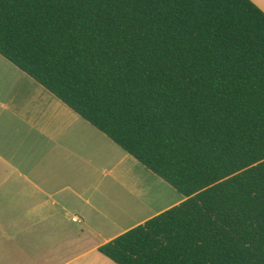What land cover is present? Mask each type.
Masks as SVG:
<instances>
[{"label": "trees", "instance_id": "obj_1", "mask_svg": "<svg viewBox=\"0 0 264 264\" xmlns=\"http://www.w3.org/2000/svg\"><path fill=\"white\" fill-rule=\"evenodd\" d=\"M0 54L186 199L117 264H264V10L253 0H0Z\"/></svg>", "mask_w": 264, "mask_h": 264}, {"label": "crops", "instance_id": "obj_2", "mask_svg": "<svg viewBox=\"0 0 264 264\" xmlns=\"http://www.w3.org/2000/svg\"><path fill=\"white\" fill-rule=\"evenodd\" d=\"M185 199L0 54V264H117L99 247Z\"/></svg>", "mask_w": 264, "mask_h": 264}, {"label": "built area", "instance_id": "obj_3", "mask_svg": "<svg viewBox=\"0 0 264 264\" xmlns=\"http://www.w3.org/2000/svg\"><path fill=\"white\" fill-rule=\"evenodd\" d=\"M75 220H77V219L75 218Z\"/></svg>", "mask_w": 264, "mask_h": 264}]
</instances>
